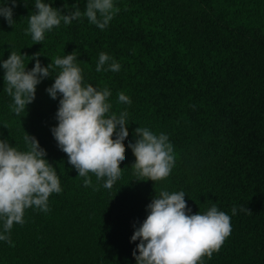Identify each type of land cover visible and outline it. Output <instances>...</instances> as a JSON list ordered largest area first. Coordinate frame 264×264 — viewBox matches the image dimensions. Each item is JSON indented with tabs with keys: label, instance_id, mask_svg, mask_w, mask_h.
<instances>
[{
	"label": "trees",
	"instance_id": "obj_1",
	"mask_svg": "<svg viewBox=\"0 0 264 264\" xmlns=\"http://www.w3.org/2000/svg\"><path fill=\"white\" fill-rule=\"evenodd\" d=\"M26 3L18 0L13 25L0 17V57L21 51L30 69L33 53L47 65L75 50L85 81L107 86L109 113L125 110L129 123L120 179L109 190L94 177L85 186L50 130L59 96L45 89L53 77L16 114L0 68V136L23 149L25 132L35 135L62 187L50 194L47 212L30 207L25 222L14 223L12 242L0 241V264H135L133 225L161 188L184 190L192 212L215 203L231 216L229 236L205 264H264V0H115L105 29L81 17L42 42L25 31L35 10L33 0ZM74 3L54 6L66 12ZM101 51L120 63L118 72L95 71ZM118 92L130 100L126 109L116 103ZM138 125L167 133L173 144L175 164L163 180H144L131 166L127 141Z\"/></svg>",
	"mask_w": 264,
	"mask_h": 264
},
{
	"label": "clouds",
	"instance_id": "obj_2",
	"mask_svg": "<svg viewBox=\"0 0 264 264\" xmlns=\"http://www.w3.org/2000/svg\"><path fill=\"white\" fill-rule=\"evenodd\" d=\"M17 3L18 0H0V17L9 25L16 22ZM23 3L27 6L26 0ZM54 3L55 0H33L35 10L29 12L25 29L33 41L42 42L54 27L61 23L69 25L81 17H87L89 23L103 30L116 10L115 0H86L83 11L78 7L80 0H75L71 7L63 6L66 12ZM41 54H32L35 62L30 69L24 61L26 54L21 51H10L6 59L0 57L3 91L12 98V111L16 114L26 111L35 99L37 85L52 76L53 82L45 91L53 99L59 96L57 123L50 129L57 146L67 154L68 163L77 170V176L83 177L85 186H92L94 177L99 188L111 189L121 177L119 165L125 159L122 142L129 123L126 111L121 110L117 115L109 113L111 90L85 81L75 50L57 56L47 65L38 58ZM120 68V63L109 53L98 54L95 71L118 72ZM116 103L126 109L130 100L118 92ZM134 137V141H127V147L135 156L131 165L135 174L153 182L168 177L175 164L168 134H157L147 126L138 125ZM24 143L21 149L0 136V241L8 243L12 242L14 223L25 222L26 209L47 212L50 194L62 191L56 167L47 159V150L37 137L25 132ZM185 195L184 190L161 188L146 205V217L138 226L133 225L130 236V242L139 241L132 251L135 264H205L203 257L210 259L219 250L231 232V216L215 203L203 212H192ZM239 207L241 211L251 212ZM231 213H237V206L232 207Z\"/></svg>",
	"mask_w": 264,
	"mask_h": 264
}]
</instances>
